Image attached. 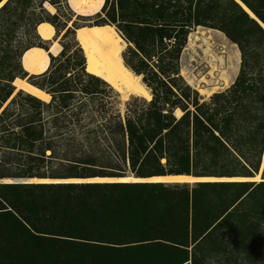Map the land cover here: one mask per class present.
<instances>
[{
    "label": "trees",
    "instance_id": "trees-1",
    "mask_svg": "<svg viewBox=\"0 0 264 264\" xmlns=\"http://www.w3.org/2000/svg\"><path fill=\"white\" fill-rule=\"evenodd\" d=\"M61 1L9 0L0 10V180L46 178L41 169L57 160L51 140L46 141L47 130L58 133L62 125H81L84 111L98 107L95 97L103 88L114 91L86 72L81 48L68 57L67 49L51 57L43 75L31 76L23 68L26 51L49 49L38 34L39 25L49 23L65 36L73 32L45 9L49 3L60 11ZM240 1L264 24V0ZM96 16L95 25L115 26L130 44L125 65L142 76L153 99L125 116L118 112L105 126L101 123L82 138L88 143L76 136L67 140L71 156L84 165L104 161L121 167L122 173L86 168L64 179L122 178L127 172L137 178L260 174L264 28L256 19L236 0H106ZM21 27L25 35L17 40ZM199 27L221 31L241 52L234 84L203 102L180 73L182 52ZM18 78L50 94L51 103L16 93ZM78 93L85 99L76 100ZM14 169L17 174L9 172ZM262 179L194 185L0 183V264L251 259L255 222L264 220V172Z\"/></svg>",
    "mask_w": 264,
    "mask_h": 264
},
{
    "label": "bare ground",
    "instance_id": "bare-ground-1",
    "mask_svg": "<svg viewBox=\"0 0 264 264\" xmlns=\"http://www.w3.org/2000/svg\"><path fill=\"white\" fill-rule=\"evenodd\" d=\"M9 0H4L0 8ZM72 11L83 17H92L100 14L106 0H67ZM245 11L254 19L256 16L240 0H236ZM47 10L55 14L56 9L48 5ZM201 28V27H199ZM220 32V31H214ZM38 34L46 42H52L49 49L34 47L26 51L22 57L23 68L32 75H43L48 72L51 66V57H58L62 52V46L55 40L56 29L49 23H42L38 26ZM76 41L87 57L86 71L88 74L103 80L123 100L131 97L143 98L148 102L153 99L150 89L142 81V76L137 75L125 65L124 61V40L117 33L113 25H86L76 30ZM211 33H196L189 36V47L195 54H200V60L206 65L207 76H202L197 86L198 91L203 95L211 97L222 87L229 86L231 74L234 71V57L229 58L224 55H217L213 45ZM235 46H237L235 44ZM238 48V47H237ZM238 51L240 52L239 48ZM227 55V54H226ZM193 62H197L194 60ZM241 62L239 53L237 65ZM16 93L23 91L44 103H51L52 96L44 90L32 85L28 79L18 78L13 83ZM179 111V110H178ZM181 112V111H179ZM182 114V113H181ZM264 170V157L261 171ZM261 174L254 178H217V177H194L186 175H169L162 177L137 178L134 175L122 178H70L51 179L34 178L24 180H0L3 184H13L15 182L26 184H114V183H150V184H194L200 182H262Z\"/></svg>",
    "mask_w": 264,
    "mask_h": 264
},
{
    "label": "rangeland",
    "instance_id": "rangeland-1",
    "mask_svg": "<svg viewBox=\"0 0 264 264\" xmlns=\"http://www.w3.org/2000/svg\"><path fill=\"white\" fill-rule=\"evenodd\" d=\"M61 3L62 4L59 5L60 11L56 10L55 14L52 15L51 13V15L58 16V23L60 25L63 26V24H66L68 28H72L73 32L68 36H65V32H59V33L56 32V36H55V40H57L62 46V51L64 49H67L66 53L68 57L69 54H72L77 50H81L78 49L80 47L78 45V42L76 41V31H75L76 28H80L86 25H95L99 19L97 16L96 17L78 16L69 7L67 0H62ZM48 5L50 4L49 3L45 4V9ZM103 18L105 17L103 16ZM214 31L215 30L213 29L201 27L193 30L191 34H196L197 32L199 34L203 32L211 33L213 36L212 42L214 45L215 53L220 56L222 55L221 53H223L224 55L222 56H228L229 58H231L232 56L234 57L235 66H234V71H232L233 73L231 74L230 80L228 82L229 86L222 87V89L217 91V93H221L229 89L234 84L235 80L239 75L241 62L239 65H237V58L239 53L241 59V52L238 51L237 48L238 46H235V44L231 40H229V38L224 33H222L221 31L220 32H214ZM117 33L124 40V46H125L124 59L125 58L129 59L130 44L124 39L123 35L118 30ZM24 35H25L24 28L21 27V29L16 33L15 38L18 40L19 38H23ZM51 43L52 42H46V46L50 47ZM83 55L85 54L83 53ZM201 57L202 56L200 54H195L190 49L189 39H188L187 45L184 48L180 59V73L184 78V80L187 82V84L190 85L193 88V90L198 92L199 97L203 102L209 100L213 95L211 97H209L208 95H203L201 92L198 91L197 88L199 81L202 79L201 75L207 76L208 74L206 65L203 63L202 60H200ZM194 60H196L197 62H193ZM103 90H105V92L99 93L98 97H95V103L98 107H94L93 105H91V108L88 111H84V114L81 115V118H85L84 122L81 125H79L80 123L77 122L74 123L72 122L71 124H67L66 126L62 125L58 133L52 127L47 130L46 141L48 142L51 140L49 143H51L53 148L55 149V155L53 156V158L54 159L57 158V160L47 161V163L43 166V169H41V174H43V176H45L46 178L64 179L63 177H67L68 176L67 174H69V172L88 170L86 168H91L94 171H98L100 173H105V174L122 173L118 171L121 170V167H116V165L114 164H110V165L105 164L104 161H99L98 163L95 164V166L84 165V163H82L83 161H80L81 160L80 158L71 156L68 150L70 149V147H68L69 141H67L69 138L76 136L78 137V140H82L85 142L86 140L82 138H84L91 130H95L97 126H100L101 123H103L105 126V124L110 122L118 112H120L123 116H125L128 110L141 108L149 103L147 100L137 97H131L126 101L123 100L121 96L115 91L105 88H103ZM76 96H77L76 100L85 99L81 95V93H78V95ZM179 111L176 112V116L178 118L181 117L182 115L181 114L182 112ZM92 118H97V120H95L94 122L95 124H93V122L89 124V121H91ZM86 143H88V141H86ZM79 146L82 147L85 145L81 144ZM64 154L65 155L67 154L69 159L63 157ZM9 172L12 174H17V170L15 169L10 170ZM126 175L129 176L133 174L127 172ZM15 183H19V182H15ZM222 259L223 258L211 259L209 260V264H224Z\"/></svg>",
    "mask_w": 264,
    "mask_h": 264
},
{
    "label": "crops",
    "instance_id": "crops-1",
    "mask_svg": "<svg viewBox=\"0 0 264 264\" xmlns=\"http://www.w3.org/2000/svg\"><path fill=\"white\" fill-rule=\"evenodd\" d=\"M255 226L257 228V233L253 238L254 248L251 250L253 254H251V259L242 258L235 261V259L226 260L223 258L224 264H264V220L256 221ZM219 260V259H218ZM209 264V262H208Z\"/></svg>",
    "mask_w": 264,
    "mask_h": 264
},
{
    "label": "water",
    "instance_id": "water-1",
    "mask_svg": "<svg viewBox=\"0 0 264 264\" xmlns=\"http://www.w3.org/2000/svg\"><path fill=\"white\" fill-rule=\"evenodd\" d=\"M7 3H8V2H7ZM7 3H6V4H7ZM6 4H5V5H6ZM241 4H243V3L241 2ZM5 5H4V6H5ZM4 6H2V8H3ZM241 6H242V5H241ZM2 8H0V10H1ZM256 20H257V21L263 26V28H264V24H263L261 21H259V19H257V17H256ZM263 172H264V170H263ZM263 172L261 171L260 174L263 175ZM200 183H201V182H200ZM194 184H196V183H194ZM194 184H191V185H194Z\"/></svg>",
    "mask_w": 264,
    "mask_h": 264
}]
</instances>
